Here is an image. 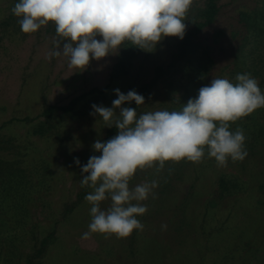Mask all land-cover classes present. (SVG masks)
<instances>
[{"label":"rangeland","instance_id":"1","mask_svg":"<svg viewBox=\"0 0 264 264\" xmlns=\"http://www.w3.org/2000/svg\"><path fill=\"white\" fill-rule=\"evenodd\" d=\"M205 2L194 0L184 21L185 34L202 21ZM14 3L0 0V168H6L0 186V264H27L48 236L39 264H264V107L230 123L246 136L248 155L243 160L218 166L205 154L200 162L166 161L159 172L155 167L138 169L130 186L158 180L155 196L142 202L148 205L138 217L143 229L126 237L92 233L81 238L91 219L85 196L92 189L80 200L81 168L74 157L82 165L99 155L92 144L111 138L112 128L98 114L90 115L91 105L111 107L116 88L140 94L155 68L170 63L182 39L166 36L152 51L142 49L130 73L111 80L123 44L117 54L92 60L83 70L69 67L63 56L46 58L53 47L54 23L26 34L11 11ZM218 4L217 22L199 37L204 44L216 30H230L240 12L251 13L257 6L264 17V0ZM220 67L205 85L220 73L225 77ZM184 70L149 90L137 112L179 110L194 98L199 89L190 91L194 85ZM252 77L264 91V76ZM81 95L72 112L42 116L45 108L67 106ZM220 180L225 186L220 187ZM109 204L105 200L101 207Z\"/></svg>","mask_w":264,"mask_h":264},{"label":"clouds","instance_id":"2","mask_svg":"<svg viewBox=\"0 0 264 264\" xmlns=\"http://www.w3.org/2000/svg\"><path fill=\"white\" fill-rule=\"evenodd\" d=\"M194 0H15L12 13L18 17L22 32L35 33L49 22L55 25L53 47L46 58H67L68 66L85 69L92 60L117 54L125 41L145 51L155 49L166 36L183 38L185 19ZM99 37V38H98ZM112 106L93 103L90 115L115 126L117 133L106 141L95 140L87 163L81 168V186L92 190L85 199L90 204L87 239L92 233L126 237L144 225L139 216L155 196L157 179L130 186L138 169L155 167L159 172L166 161L186 159L200 162L214 158L218 166L229 159L243 160L247 155L243 129L233 130L231 122L264 107V91L249 73H237L236 82L214 77L199 88L179 110L156 109L137 112L123 106L126 102L144 104L136 90H113ZM118 110V111H117ZM110 200L107 208L101 207ZM166 228V224H162Z\"/></svg>","mask_w":264,"mask_h":264},{"label":"trees","instance_id":"3","mask_svg":"<svg viewBox=\"0 0 264 264\" xmlns=\"http://www.w3.org/2000/svg\"><path fill=\"white\" fill-rule=\"evenodd\" d=\"M218 2L219 0H206L202 12V21L186 32L170 63L165 67L162 65L157 66L150 83L141 86L140 94L145 99L149 95V90L158 82L176 75L179 72L177 70L184 68V66V71L188 74L186 76L187 80H190V83L194 85L190 91L205 85V79L212 76V72L217 65L221 66L219 70L226 72L225 77L233 83L236 82L237 73H249L251 76L255 75L257 77L264 76V17L259 16L258 11L263 9L256 6L251 13L240 12L237 15L236 23L229 27L230 30L227 31L228 28L216 30L208 44L200 41V35L217 22L221 10ZM141 52L142 49L135 47L131 42H123V49L119 54L118 62L112 68L111 80L128 75L132 70L134 60ZM220 74L216 77H220ZM178 83L180 82L178 81ZM191 84H189L190 87ZM82 97L84 95L74 98L67 106H49L44 109L42 116L51 118L57 111L70 113ZM138 106L135 103L131 105L133 108ZM254 111L256 113L252 115L261 112L262 107ZM3 125L0 126V131ZM115 131L117 129L113 126L109 130V137H112ZM1 164L2 161L0 160V167ZM5 170L6 168H0V186H3L6 181ZM222 186H225L224 180H220V187ZM88 188V186H82L83 193L79 195L80 200L85 196ZM73 209V207H69V211ZM49 240L50 236L42 241L40 248L28 256L27 264H39L37 260L43 255Z\"/></svg>","mask_w":264,"mask_h":264}]
</instances>
